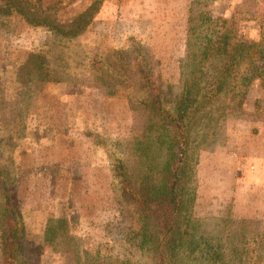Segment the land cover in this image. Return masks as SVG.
Listing matches in <instances>:
<instances>
[{"label":"rangeland","instance_id":"1","mask_svg":"<svg viewBox=\"0 0 264 264\" xmlns=\"http://www.w3.org/2000/svg\"><path fill=\"white\" fill-rule=\"evenodd\" d=\"M23 1L32 21L0 14V170L27 232L23 264H264L259 80L243 104L223 94L191 121L181 228L192 242L175 257L115 175L122 162L137 187L160 184L164 132L143 107L141 72L158 75L172 109L192 0ZM244 1L209 6L238 39L259 41ZM88 9L86 28L67 33Z\"/></svg>","mask_w":264,"mask_h":264},{"label":"trees","instance_id":"2","mask_svg":"<svg viewBox=\"0 0 264 264\" xmlns=\"http://www.w3.org/2000/svg\"><path fill=\"white\" fill-rule=\"evenodd\" d=\"M213 1L192 0L189 5L184 79L172 109L164 107L163 82H158V75L153 70L141 72L147 92L143 107L159 119L164 132L167 152L160 171V184L154 188L137 187L125 164L121 162L114 169L122 183L123 195L144 213L146 230L150 225H157V235L162 243L160 250L167 260L176 256L182 243L192 242L191 238L185 239V231L181 228L186 182L191 175L188 160L191 121L223 94H229L243 104L257 80L264 89V0H245L241 4L248 14V18L243 19L258 18L261 38L253 42L235 36L232 20L217 14L209 6ZM13 12L22 13L32 21L23 0H0V14ZM255 12L257 17L249 15ZM90 15V9L80 14L67 33L78 34L86 28L91 21ZM88 16L90 18H86ZM75 25H78L77 29H74ZM0 188L3 200L0 239L4 264H23L27 232L1 170Z\"/></svg>","mask_w":264,"mask_h":264}]
</instances>
